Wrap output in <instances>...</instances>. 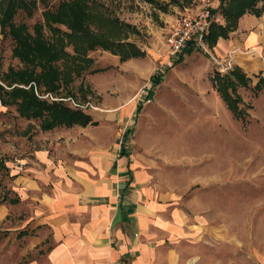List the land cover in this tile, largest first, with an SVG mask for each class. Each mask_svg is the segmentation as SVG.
Listing matches in <instances>:
<instances>
[{
	"label": "rangeland",
	"instance_id": "rangeland-1",
	"mask_svg": "<svg viewBox=\"0 0 264 264\" xmlns=\"http://www.w3.org/2000/svg\"><path fill=\"white\" fill-rule=\"evenodd\" d=\"M63 1L69 0H51L48 8L54 10ZM93 1L99 10L135 28L126 38L143 48L147 56L120 63L98 48L89 53L94 59L90 70L75 80L69 92L64 88L48 91L35 83L9 86L2 74L22 64L13 55L11 38L3 39L0 32V82L6 91L33 90L35 94V87L29 88L35 84L41 94L72 97L82 104L90 101L99 108L83 111L97 121V126L43 131L42 120L23 118L16 105L5 106L0 100V182L22 198L0 228V264H29L38 257L42 258L40 264H49L46 257L59 249L63 257L71 250L74 257H90L91 252L101 250L93 248L83 233L85 238L77 237L78 229L87 228L93 214H78L72 207L75 205L58 204L54 193L57 182L46 174L48 169L40 165L36 154L44 150L55 158L58 168L64 167L61 184L69 191L78 187L75 168L85 169L78 163H94L93 185L108 186L113 205L98 200L91 204V210L97 216L95 206H112V213L123 223L120 204L127 201L134 214L123 229L133 240L142 237L138 222L145 219L156 241L159 257H154L155 264H264V99L253 91L256 79L248 89H238L247 120L243 123L211 93L209 79L220 66L209 52L194 46L193 55L173 66L176 58L168 47L169 30L184 7H196L200 0H183L181 8L175 11L172 7L170 14L142 0ZM44 10L38 4L33 17L20 11L15 23L26 24L33 31L35 24L44 23ZM68 51L72 53V47ZM211 53L219 59L214 51ZM96 70L99 72H93ZM157 72L165 73L164 84L148 93V104L144 92ZM82 84L86 95L80 91ZM121 97H126L119 105L126 106V114L111 120L106 114ZM105 98L103 108L100 104ZM57 104L78 110L69 103ZM137 106L142 108L138 117ZM131 118L138 119L135 126L128 123ZM125 134L133 183L126 169H121L120 160L115 174L109 170L108 177L100 175L101 169L106 171V151L112 157L121 154L119 144ZM79 148L84 152L74 154ZM18 176L21 178L14 181ZM130 183L124 194L121 187ZM11 206L0 203V216ZM175 226L184 231L173 235ZM23 229L32 234L22 237Z\"/></svg>",
	"mask_w": 264,
	"mask_h": 264
},
{
	"label": "trees",
	"instance_id": "trees-1",
	"mask_svg": "<svg viewBox=\"0 0 264 264\" xmlns=\"http://www.w3.org/2000/svg\"><path fill=\"white\" fill-rule=\"evenodd\" d=\"M51 0H0V32L3 39L11 38L14 43L13 55L22 67L16 69L9 67L3 73V78L9 86L14 83H35L45 87L48 91L59 92L64 88L67 92L82 73L89 71L94 62L89 56L90 52L101 48L114 56H119L120 61L126 62L134 58L146 56L136 43L128 40L127 35L135 32L132 25L122 23L118 18L111 17L107 12L99 10L93 0L63 1L51 10L48 8ZM164 13L169 12L170 4L161 0H142ZM261 0H220V6L214 14L220 11L226 20L223 26L214 21L206 37V44L211 51L220 38H229L230 32L236 29L239 19L247 12L260 16L264 13V5L258 7ZM38 4L44 7V23H37L33 31L26 24H16L15 17L20 11L33 17ZM61 27H65L66 31ZM46 30L49 35H46ZM190 44L187 49L174 61L173 66L180 64L187 54L194 49ZM72 47L73 52L68 51ZM99 72V71H93ZM253 87L256 96L264 91V80L260 76ZM161 75H153L150 79L152 86L161 83ZM215 91L232 112L235 119L246 123L245 111L241 108L244 104L239 95V87L249 88L252 82L241 69L234 67L227 74L219 70L214 71L211 77ZM80 91L86 95L83 84ZM149 97V95H148ZM0 100L5 106L16 105L21 117L42 120L43 131H52L56 128H73L75 126L87 127L95 125L91 115L71 109L61 104H48L40 101L33 90L13 89L6 91L0 84ZM251 108V106H250ZM142 108H137V115ZM245 116V117H244ZM128 134L121 142V155L126 153ZM129 182L133 181L131 171ZM128 187V186H127ZM8 200L7 195L0 197V203ZM12 204L19 202L11 199ZM25 234V233H24ZM23 235V234H20Z\"/></svg>",
	"mask_w": 264,
	"mask_h": 264
},
{
	"label": "crops",
	"instance_id": "crops-1",
	"mask_svg": "<svg viewBox=\"0 0 264 264\" xmlns=\"http://www.w3.org/2000/svg\"><path fill=\"white\" fill-rule=\"evenodd\" d=\"M210 1L212 3L213 8L216 11L220 6V0H210ZM165 2L170 3V0H165ZM182 3L183 0H178L177 3L170 4L169 12L167 13H164L161 10L156 9L155 7L154 8L163 14H170L172 7L175 11H177L178 8H181ZM263 5H264V0H261L260 3L258 4V7H262ZM201 8H202V1L200 0L196 7H191V6L184 7L183 11L185 9H190L194 12H198ZM183 11H181L179 15ZM216 15L218 17L217 22L225 26L226 20L223 17V15L220 13V11L217 12ZM165 16L166 18L171 17L169 15L168 16L165 15ZM142 50L144 49L142 48ZM106 53L109 52L106 51ZM193 53H194V49L190 54H187L186 56H191L193 55ZM214 53L219 58L222 59H226V58L228 59L231 54L234 67L241 69L249 78H251L252 84H253V78H255L257 82L259 80L258 78L259 76L264 80V13L261 14L260 16H257L256 14L251 12L245 13L239 19L236 29L230 32L229 38L227 39L220 38L218 40L214 48ZM112 56L115 58V60L122 63L120 61L119 56H114V55ZM146 56H147V52H146ZM145 57L134 58L130 60H138V59L140 60V59H144ZM185 57L180 64L184 62ZM180 64H177L175 66H178ZM157 75H161V80H160L161 83L155 87L151 85L150 88L146 89L144 92L146 98L149 95L148 93H152L154 90H157L158 87L163 86L164 84L165 73L157 72ZM209 80L211 81L212 84L210 86L211 93L213 92V94L220 97V95L214 89L211 78ZM257 82L255 83V85L257 84ZM261 94L264 99V91ZM126 97H121V99L116 100L115 105L117 106L111 108V110H109L111 112L106 114V117H109L111 120H115L118 116L124 117L126 114V108H125L126 106L120 107L119 105H122V102L126 101ZM148 98L150 99V97ZM148 98H147V103L149 104L150 102ZM220 99L222 100L221 97ZM100 105L101 107L106 108V98L102 100ZM137 108L138 106L135 107V114L137 113ZM140 114L138 115L136 114V117H138ZM137 120H138L137 118L135 119L131 118L130 121H128V123L130 125L135 126ZM97 125L98 124L88 125V126H97ZM87 127H83V128H87ZM106 135L107 137H109L108 133H106ZM107 142L108 144L110 143L109 141ZM121 142L119 144L120 147H121ZM128 142L129 140H127L126 143L125 155L119 154L117 157H115V155L112 157L106 151V171L105 169H101L100 172L101 176L108 177L109 170L112 171V174H115L117 170L116 168L117 161L120 160L123 164L122 165L123 168L121 169H126L127 173L128 171H131L133 181H135V177L132 171L133 164L131 161V155L129 154V151L127 152ZM108 146L109 145H106V148H108ZM77 150L78 152L75 151L76 153L74 154H80L84 152L83 148H79ZM36 154L38 159L40 160V165L43 167H47L48 170L46 171V174H48V176H53L54 180L57 182L56 184H54L55 187L54 193L57 192L56 197L59 198L58 204L60 206H65V207L67 205L73 204L75 206L72 207L77 209L78 214H88L89 212L90 214H93V217L90 218L89 226L85 229L83 228L78 229L77 237L78 238H80V236L82 238L86 237L85 239H88V243L91 242V244L95 246L93 248L101 249L97 252H91L90 257H74L73 250H71L69 254H66L63 257L61 256L62 249H59L56 250L55 254H53L51 257H46L49 264H155L156 263L157 260L154 259V257H159L156 247V241L152 240L151 235L147 230L148 224L146 223L145 219H142L138 222L139 227L142 229V233H141L142 237H138L137 239L133 240L130 238L128 234H126V232L123 229V226L129 221V216L134 214L133 211L134 208L133 209L131 207L128 208L127 201L126 203H124L125 200H123L122 203L120 204V211H121L120 218L123 221V223H121L119 219H117L115 212L112 213V210L114 209V207L112 208V206H108L107 204H101L100 206H95L94 210L97 211L98 213L97 216H95L94 214L96 212L91 210L92 207L91 204L98 200L106 201V203H108L109 201L113 205V196L111 195V189H109L108 186L104 188H100L93 185V181H94L93 174H96L94 168H92L94 163L92 162H88L87 164L81 162L78 163L80 164L79 166L85 167V169H80L78 166L75 168V171L78 172L74 175V179L79 189L77 187V188H72L69 191L70 188L64 187L63 184H61L63 177L65 176L64 167L60 166V168H58V166H56L55 158L50 157V153L48 150L39 151ZM92 161H94V159H92ZM89 167L91 170L88 169ZM17 173L18 172L14 170L13 176L16 177L18 175ZM20 176L15 178L14 181L21 178ZM132 183H130V185L128 186L129 188L131 187ZM128 187L124 184L121 187V191L124 194H126L128 192L127 190L129 189ZM9 194L15 195V197L8 198V200H6L5 202L13 206L7 208L8 213L6 215L0 216V228L5 223L8 222V217L11 215L10 212L12 208L16 207L15 205H19L22 202L21 196L17 192H15L14 189L12 190L6 188V186H4L3 183L0 182V197L4 198V195L8 196ZM11 199H18L19 202L16 204H12L10 202ZM5 202H3L2 204H4ZM177 227L178 226L174 227L172 231L173 235L174 233L179 235L181 234V232L184 231V230H180ZM38 228H41V226H38L37 229ZM82 233L85 237L82 236ZM20 234H23L21 235L22 237H26L31 235L32 233L30 231L28 232V230L26 229H23L22 231H20ZM114 243L118 246L117 248L113 246ZM41 260L42 258L38 257L37 260H33V263H29V264H40L39 262Z\"/></svg>",
	"mask_w": 264,
	"mask_h": 264
},
{
	"label": "built area",
	"instance_id": "built-area-1",
	"mask_svg": "<svg viewBox=\"0 0 264 264\" xmlns=\"http://www.w3.org/2000/svg\"><path fill=\"white\" fill-rule=\"evenodd\" d=\"M201 1L202 8L198 12L185 9L176 19L175 24L170 28L167 37L170 54L177 59L190 44L202 47L206 52H209L215 62L220 66L219 71L222 74H227L234 68L231 54L228 59H218L213 56L211 53L212 51L206 44V37L209 34L210 27L214 21H218V17L213 13L215 9L213 8L210 0ZM0 84L3 85L1 82ZM33 86L35 87V94L40 100H48L49 102L55 103H69L73 108L85 112L88 109L99 110V108L90 101L82 104L77 102L72 97H56L51 93L41 94L35 84L30 85L29 88Z\"/></svg>",
	"mask_w": 264,
	"mask_h": 264
}]
</instances>
